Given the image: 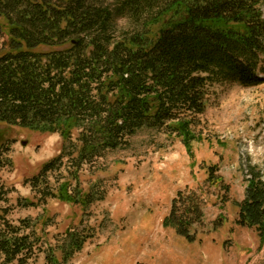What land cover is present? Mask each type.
<instances>
[{"label": "trees", "instance_id": "trees-1", "mask_svg": "<svg viewBox=\"0 0 264 264\" xmlns=\"http://www.w3.org/2000/svg\"><path fill=\"white\" fill-rule=\"evenodd\" d=\"M58 1L0 0V124L62 140L59 154L30 179L32 188L41 185L39 197H20L18 207L48 199L88 206L93 189L82 192V167L142 129L174 134L191 156L208 84L264 83V0ZM7 152L0 145V171L11 163ZM65 161V175L49 187L47 175ZM215 171L208 169L206 181ZM6 202L1 187L0 264H26L34 253H44L46 264H69L92 237L69 228L44 250L49 221L41 235L40 217L13 225ZM237 206L236 224L262 240L264 182L252 176ZM202 218L199 197L178 191L162 225L194 242L190 228Z\"/></svg>", "mask_w": 264, "mask_h": 264}, {"label": "rangeland", "instance_id": "rangeland-1", "mask_svg": "<svg viewBox=\"0 0 264 264\" xmlns=\"http://www.w3.org/2000/svg\"><path fill=\"white\" fill-rule=\"evenodd\" d=\"M206 99L192 129L197 139L191 156L174 134L139 130L125 147L82 167L80 188L84 194L93 189L94 199L85 207L53 199L39 207H18L20 197H39L41 185L32 188L30 179L59 154L62 140L58 134L0 124V145L11 162L0 171L8 219L17 225L20 219L40 217L38 235L48 220L44 250L69 228L88 229L92 237L69 264H262L264 238L254 228L238 226L236 219L252 176L264 182V83L244 88L212 81ZM66 165L47 175L49 187L61 181ZM210 167L216 171L206 181ZM178 191L201 201L203 222L190 228L194 242L162 225ZM26 264H46L45 254L34 253Z\"/></svg>", "mask_w": 264, "mask_h": 264}, {"label": "clouds", "instance_id": "clouds-1", "mask_svg": "<svg viewBox=\"0 0 264 264\" xmlns=\"http://www.w3.org/2000/svg\"><path fill=\"white\" fill-rule=\"evenodd\" d=\"M126 22H127V17H122V18L120 19V23L124 24V23H126Z\"/></svg>", "mask_w": 264, "mask_h": 264}]
</instances>
